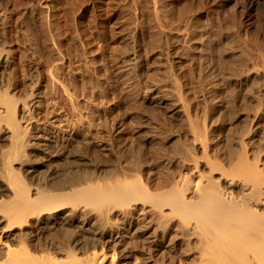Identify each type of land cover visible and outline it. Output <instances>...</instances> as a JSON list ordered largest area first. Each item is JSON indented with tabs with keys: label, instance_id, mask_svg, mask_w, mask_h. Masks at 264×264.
Here are the masks:
<instances>
[{
	"label": "rangeland",
	"instance_id": "1",
	"mask_svg": "<svg viewBox=\"0 0 264 264\" xmlns=\"http://www.w3.org/2000/svg\"><path fill=\"white\" fill-rule=\"evenodd\" d=\"M157 6L158 16L152 0H0V93L18 103L14 121L32 142L51 145L34 157L46 165L44 175L61 169L63 178L68 162L84 156L91 186L126 172L130 183L163 191L189 170L190 125L203 133L200 160L233 156L264 167V3ZM132 40L135 64L124 58ZM5 138L0 132V151L8 149ZM150 204L112 202L107 227L101 219L88 223L123 235L119 250L133 251L142 264H186L184 220L175 214L162 224L165 235L147 239L160 226L154 212L144 214ZM32 243L45 245L46 236Z\"/></svg>",
	"mask_w": 264,
	"mask_h": 264
},
{
	"label": "bare ground",
	"instance_id": "2",
	"mask_svg": "<svg viewBox=\"0 0 264 264\" xmlns=\"http://www.w3.org/2000/svg\"><path fill=\"white\" fill-rule=\"evenodd\" d=\"M247 1L249 9L264 3ZM152 3L158 16V0ZM127 48L124 58L137 63L136 43L130 41ZM1 54L5 60L7 55ZM28 105L22 102L21 112L27 114ZM17 111L18 103L0 93V132L8 147L0 151V264H142L133 251L119 250L123 235L88 223L101 219L100 225L107 227L106 205H139L142 200L151 203L144 214L154 212L160 224L147 239L157 241L166 234L163 223L173 221L175 214L182 217L186 264H264V167L233 156L219 164L209 157L200 160L195 151L203 133L190 125L194 143L185 150L189 170L170 180L163 191L150 193L144 185L130 183L126 172L124 179L91 186L87 180L91 161L84 156L68 162L70 168L63 170L66 179L61 169L43 174L46 165L35 163L34 157L51 145L32 142L14 121ZM79 200L97 207L82 208ZM72 229L105 242L93 244ZM36 235H45L47 244L34 246Z\"/></svg>",
	"mask_w": 264,
	"mask_h": 264
}]
</instances>
